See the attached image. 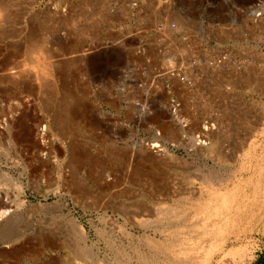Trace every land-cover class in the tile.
I'll return each instance as SVG.
<instances>
[{
	"label": "rangeland",
	"instance_id": "obj_1",
	"mask_svg": "<svg viewBox=\"0 0 264 264\" xmlns=\"http://www.w3.org/2000/svg\"><path fill=\"white\" fill-rule=\"evenodd\" d=\"M127 1L0 0V209L24 204L0 221V234L17 229L0 238V264H250L264 250V71L225 75L231 90L212 93L227 104L198 108L218 113L204 151L151 153L150 123L167 140L180 131L161 108L138 128L112 88L95 94L120 51L80 56ZM144 1L149 20L184 23L257 0H170L155 17Z\"/></svg>",
	"mask_w": 264,
	"mask_h": 264
},
{
	"label": "built area",
	"instance_id": "obj_2",
	"mask_svg": "<svg viewBox=\"0 0 264 264\" xmlns=\"http://www.w3.org/2000/svg\"><path fill=\"white\" fill-rule=\"evenodd\" d=\"M219 3L209 4L208 16L195 20L187 14L184 23H179L168 17L151 21L144 0H128L126 12L111 24L110 35L88 37L80 51L84 57L120 51L112 76L115 80L109 84L111 75L93 77L92 90L98 94L112 88L116 104L135 108L138 128L142 122L150 123L161 108L166 121L180 131L177 140H167L162 128L150 123V137L140 143L152 153L204 151L216 130L218 113L213 110L210 116H200L198 108L227 104L212 93L218 88L231 90L225 75L264 71V0L233 6L234 18L219 11ZM5 210L0 221L13 212L12 204L0 212Z\"/></svg>",
	"mask_w": 264,
	"mask_h": 264
},
{
	"label": "bare ground",
	"instance_id": "obj_3",
	"mask_svg": "<svg viewBox=\"0 0 264 264\" xmlns=\"http://www.w3.org/2000/svg\"><path fill=\"white\" fill-rule=\"evenodd\" d=\"M103 1H105V0H103ZM115 2V1H114ZM151 3H152V1H151ZM163 4V3H166V1H162V0H157V4H158V6H156V7H154V6H152V5H148L149 6V9H150V13H151V16H156L157 15V13H158V11H159V7H160V4ZM93 5L92 6H94L95 4H94V2L92 3ZM161 4V5H162ZM164 5V4H163ZM56 6L57 7H59L60 6V4L58 5V4H56ZM97 6V5H96ZM103 7V6H102ZM109 7V6H108ZM112 7V6H111ZM163 7V6H162ZM114 8V7H113ZM112 8V9H113ZM90 9V8H89ZM95 9V8H94ZM98 9V8H97ZM115 9V8H114ZM148 9V8H147ZM87 10V9H86ZM163 10V9H162ZM165 10H167V7L165 6ZM64 11V10H63ZM89 11V10H88ZM98 11V10H97ZM100 11V10H99ZM60 12H61V10H60ZM102 13V12H101ZM121 13V12H120ZM85 15V14H84ZM90 15V14H89ZM86 17V16H85ZM155 19V18H154ZM180 20L182 19V18H179ZM87 20H90L89 21V25L90 26H93L94 27V18H93V16H89L88 17V19ZM81 25V24H80ZM83 26V25H82ZM96 26V25H95ZM81 27V26H80ZM79 30V29H78ZM80 31H81V29H80ZM82 33V32H81ZM257 78V77H256ZM234 79V78H233ZM245 79V78H244ZM244 81V80H243ZM241 82V81H240ZM238 108V107H237ZM240 113V112H239ZM65 137H66V135H65ZM239 149V148H238ZM221 150V149H220ZM230 151V150H229ZM217 152V151H216ZM152 153V152H151ZM223 153V152H222ZM148 156H150V155H148ZM224 157V156H223ZM66 164V163H65ZM205 177H206V175H205ZM7 178V177H6ZM0 179H1V177H0ZM216 188V187H215ZM214 188V189H215ZM187 189V188H186ZM198 190V189H197ZM206 190V189H205ZM212 191V190H211ZM232 191V190H231ZM172 192V191H171ZM180 192V191H179ZM182 192V191H181ZM180 192V193H181ZM202 192V191H201ZM200 192V193H201ZM218 193H216V191L214 192L213 191V195H214V197L217 195V196H219L220 197V195L222 196L223 194H221V192L220 191H217ZM220 192V193H219ZM199 192L197 193H195L194 191H192V194L194 195V196H197V197H199V198H203L204 196L203 195H205V197H207V195L206 194H200ZM210 193H212V192H210ZM223 193V192H222ZM164 194V193H163ZM188 194V193H187ZM208 194V193H207ZM216 194V195H215ZM7 195V194H6ZM180 195V194H179ZM209 195V194H208ZM9 196V195H8ZM165 196V195H164ZM163 196V197H164ZM15 198H16V195L14 196ZM13 197V198H14ZM209 197V196H208ZM223 197V196H222ZM222 197H220V198H222ZM1 198V197H0ZM3 198V197H2ZM8 198V197H7ZM11 198V197H10ZM14 198V199H15ZM216 198V197H215ZM218 198V197H217ZM14 199H12V200H6V201H3L2 203V205H4L3 207H5L8 203L10 204H13V211H16L17 209H19V208H21V207H23V205L24 204H22V202L21 201H16V200H14ZM4 200V199H3ZM234 201V200H233ZM237 208V207H236ZM0 214L2 215V216H4V214H6V210L5 211H1L0 212ZM225 215V214H224ZM223 216V215H222ZM218 218H220L219 216H218ZM12 218H10V220H11ZM10 220H9V222H10ZM16 220V219H15ZM13 222H14V220H13ZM9 224V226L7 225V227H4V229H3V231L1 232V234H0V238H1V240H7V239H9L10 240V238L13 236L14 237V235L16 234V232H17V229H16V226H15V224L13 223V225H11V223H8Z\"/></svg>",
	"mask_w": 264,
	"mask_h": 264
},
{
	"label": "trees",
	"instance_id": "obj_4",
	"mask_svg": "<svg viewBox=\"0 0 264 264\" xmlns=\"http://www.w3.org/2000/svg\"><path fill=\"white\" fill-rule=\"evenodd\" d=\"M250 264H264V250L259 252Z\"/></svg>",
	"mask_w": 264,
	"mask_h": 264
}]
</instances>
